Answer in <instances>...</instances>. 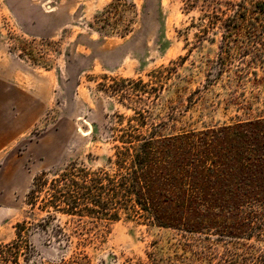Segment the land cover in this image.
Listing matches in <instances>:
<instances>
[{"label":"rangeland","instance_id":"374dc122","mask_svg":"<svg viewBox=\"0 0 264 264\" xmlns=\"http://www.w3.org/2000/svg\"><path fill=\"white\" fill-rule=\"evenodd\" d=\"M240 1L0 0V243L26 220L34 252L21 264H58L73 252L89 264H150V255L206 243L204 234L142 221L79 223L59 215L55 222L72 234L62 245L35 225L45 213L26 194L36 174L70 161L108 167L112 134L128 124L119 114L133 113L126 105L148 109L149 125L174 109L168 133L173 123L201 130L264 114V32H238L239 22L222 21L228 4ZM244 1L251 8L264 0ZM249 23L264 30V15ZM161 66L176 69L165 72L160 93L140 100L134 83L130 97L121 95L127 78L157 86L149 73Z\"/></svg>","mask_w":264,"mask_h":264},{"label":"trees","instance_id":"16d2710c","mask_svg":"<svg viewBox=\"0 0 264 264\" xmlns=\"http://www.w3.org/2000/svg\"><path fill=\"white\" fill-rule=\"evenodd\" d=\"M227 8L230 12H223L228 17L222 18L225 25L231 19L239 22L238 32H264L249 23L264 15V1L250 8L241 0ZM210 17L211 23H217L216 14ZM222 49L227 52L225 46ZM175 69L161 66L152 70L149 74L157 86L127 78L130 86L121 95L130 97L131 84L137 83L139 99H148L163 90L168 78L165 72ZM126 106L133 113L129 117L119 114L128 124L112 134L116 144L108 167L92 169L70 161L61 169L43 170L34 176L26 202L45 213L35 225L48 233L49 240L68 245L72 234L55 222L59 215L79 223L85 219L93 223L142 221L205 235L201 248H182L183 252L175 251L167 258L149 254L150 264H200V260L207 264H264V114L201 130L179 129L173 123L168 133L164 129L177 120L174 109L168 120L149 125L148 109ZM31 231L26 220L17 222L15 238L0 243V264L30 260L34 252ZM218 242L221 251L215 246ZM187 251L195 260L185 255ZM58 264L89 261L82 252H73L62 256Z\"/></svg>","mask_w":264,"mask_h":264}]
</instances>
